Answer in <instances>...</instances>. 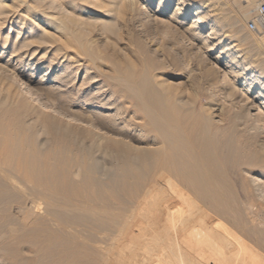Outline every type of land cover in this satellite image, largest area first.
Listing matches in <instances>:
<instances>
[{
    "label": "bare ground",
    "instance_id": "6f19581e",
    "mask_svg": "<svg viewBox=\"0 0 264 264\" xmlns=\"http://www.w3.org/2000/svg\"><path fill=\"white\" fill-rule=\"evenodd\" d=\"M177 1L151 0L209 59L221 18ZM145 2L0 0V28L16 14L28 29L0 35V264H145L153 250L156 264H264V71L245 63L264 33L247 41L244 31L258 1L232 2L227 26L245 48L223 42L200 63L208 103L168 83L143 37L128 48L126 23L144 27ZM88 6L112 21L74 15ZM44 65L43 77L58 71L34 81Z\"/></svg>",
    "mask_w": 264,
    "mask_h": 264
},
{
    "label": "rangeland",
    "instance_id": "374dc122",
    "mask_svg": "<svg viewBox=\"0 0 264 264\" xmlns=\"http://www.w3.org/2000/svg\"><path fill=\"white\" fill-rule=\"evenodd\" d=\"M26 1L29 2L28 5H32L33 6L35 4L36 0H26ZM193 1H194V4H193L194 7L193 8H195V7L199 6V5H201V8L202 7H207V9H203L204 12L209 13L210 16H215L216 15L217 17L221 18V22H222L221 23V33H222V36L223 35L224 36H223L222 39H218L216 37L215 38L216 40L215 39L213 40V44H216V46L212 47L213 49L209 53L210 57H209V59L207 58L208 60L206 58H203V56L201 54H202L203 51H207L209 49L204 48L201 45L200 41L194 42L195 44H193L192 41L189 39L190 37L183 32L184 29L180 28L174 21H172V20L170 21V19L167 16H165L163 14H160V13H157L155 11V8H154L153 3L151 2V0H146V2H145V14H144V19H145L144 23L145 24H144V27H141L140 23H138L137 20L133 21L132 24L131 23L128 24V22H127L126 23V27L128 26L127 27L128 35L126 37H128V39L130 40V42L128 43V45H130V47L128 46V48H130L132 52L135 50V46L137 45L136 40L139 41V39L143 37V39H140V40H144V46H145L148 58L152 62H154V64H156L157 66L158 65L159 66L160 65L161 66H166V65L168 66L167 67L168 68L167 73H165V75L168 76V81H169L168 83H170V85H174V86L176 84V88H178L179 91H182V90L184 91L185 90L186 92H184V94H183L185 98H187L186 95L189 93L188 94L189 98H192V99L195 98L196 101H201L202 103H208V102H210V99L205 94H203V92L198 91V90H201L200 88H201V85L203 83L202 81L199 80L201 78V76H202L201 75V65H200V63L202 62V60L203 61L206 60V62H209V60H210V63L211 62L213 63V61L215 60L216 56L219 55L220 53L224 52L223 49H225L224 48L225 46H224L223 42H225V43H227V42L229 43L230 42V43H232V45L234 44L233 45L234 47L237 46L239 49H244L245 48V44L248 43V42H242L239 39L233 38L232 34H231V29L227 26L228 17L232 13V11L233 12L237 11V8H236L235 4L232 3V2H234V0H221L220 1L221 3L218 2V1L215 2L214 0H193ZM256 1H258V0H256ZM176 2H178V1L177 0H172V3H176ZM226 3H227V5L231 6L230 8L232 10L231 9H227V10L225 9V7L223 5L226 4ZM43 6L41 5L42 8H43ZM94 9L95 8L93 6H88L86 9L83 8L81 11L76 9V10H74L75 11L74 15L76 17L81 18V19H86L88 16H90L91 18L99 17L102 21L104 20L106 22L112 21L111 17L113 16V12L110 11L109 14L104 13V11L106 12L108 10V8H104L105 10L104 9H100L99 11L95 10V11L99 12L98 14L95 13ZM18 11L20 12V13L18 12V16H21V17L25 16V13H24L23 9H18ZM57 11L58 10L48 11V12H51V13H49L50 15H52V14L54 15V12H56L55 16H57V14L59 12V11L58 12ZM37 12H38V10H36V13ZM214 13H217V14H214ZM87 14H88V16H87ZM251 15H252V13H250L249 18L247 17V19H246V21L244 23H246L251 18ZM16 16H17L16 14L13 15L8 20V22H6L5 25H3L0 28L1 38L6 36L7 34H9L10 40L13 41L15 39V37H16V32L17 31L18 32L21 31L22 33L20 32V35H19L20 36L19 40H20V38L23 36V34L26 33V31L28 30L27 26L24 25V24H26V21H24L23 26H20L21 25L20 23H16V22H19L18 21L19 18H16ZM191 16H193V15H191ZM34 20H36L35 22H37L36 24L38 25V29L41 32L44 31V32H47L48 34H52L53 33V32L50 33L51 32V30H49V26H51L50 24H47L46 22H44L41 19L38 20L37 18H34ZM165 20H167V21H165ZM124 21H127L125 19V17H124ZM135 22H137V23H135ZM47 25H48V27H47ZM173 25H175V26L177 25V26L175 27ZM245 25L246 24H244V31L246 33L247 41H249L251 38H256V36H258V35L249 33L247 31ZM22 27H24V28H22ZM134 27H136V29ZM42 29H44V30H42ZM142 30H143V33L141 32ZM178 33H180V34L178 35ZM205 33L207 34V30L204 31V35H206ZM53 36L56 38V40L59 39V42H62V40H60V37H58L59 34H55L54 33ZM60 36H62V34H60ZM252 36H255V37H252ZM235 41H237V44H236ZM1 42L2 41L0 40V53L1 52L4 53L5 50L1 51V46H2ZM107 43L109 45H113L115 43V41L112 38L109 37ZM122 43H125V42H122ZM37 47H40V46H37V45L33 44V49L34 48L37 49ZM200 47L202 48V50H201ZM100 48H101L100 51H101L102 55L110 54V53L106 52L107 51V47L100 46ZM247 51L250 52L251 50L249 51V49H247ZM259 51H262V52L260 53ZM263 52H264V46L256 47L254 52L251 51L249 53L248 58L246 59L245 63H247V62L248 63H253V65H256L258 67L257 68L258 71L259 70L260 71H264V55H263L264 53ZM42 53L43 52L38 53L37 56L39 57ZM47 55L51 57V54L49 52L47 53ZM134 55L128 54V58L132 62V64H135L134 66L136 68H140V66L143 64L141 62L142 60L136 59L134 57ZM129 56H132V57H129ZM36 57L35 58L34 57H32V58L25 57L24 58V64L26 66H28V67H31V65L38 58V57L37 58ZM70 58H72V60H73V58H75L73 53L72 54L70 53ZM134 61H135V63H134ZM26 62H27V64H26ZM82 63L84 64V62H82V61H80L78 63V65H81V66H79L80 69L76 72L77 73L76 74V78L77 79L75 81V84L77 85V87L81 84L80 82H82V79L84 77L83 74L85 73L84 72L85 69L83 68L84 69L83 70L81 68L82 67ZM173 63L175 65H173ZM78 65L74 64L72 66V68L75 67V66H78ZM104 67H106V66H104ZM18 68L21 69L22 74L26 75L25 77L28 76L27 75V74H29L28 72H24L23 68H21L20 66ZM172 68L175 71L171 70ZM44 69H45V65L41 66V68H39L38 70L34 71V74L32 76L34 81L38 80V79L40 81L41 78L46 80L47 78H49L50 75L53 74L54 70H55V72L58 71L57 68H52V70L49 71L48 74L45 77H43V75L45 73V72H43ZM105 70H106V68H105ZM154 71L157 72L158 69L154 70ZM158 74H160V71H158ZM161 80H162L161 78L158 79V81H161ZM198 82H200V83L198 84ZM216 87H218V89H216V91H214V93H216V94H214L216 97L213 96V100L215 99L214 101H217V102L220 101L218 103H224V102H222V101H224L223 100V94H221L223 92L221 90V89H223L222 88L223 85L217 84ZM218 90H221L220 91L221 93ZM144 226H145V223H144ZM146 227H144V232H145L144 233V237H143L144 243L148 242V240H149L148 237H149V234H150V231L148 232L149 234L147 233L146 229H148V228H146ZM145 235H147V236H145ZM145 237H147L148 239L145 240L146 239ZM153 251L154 252L151 251V253H148V254H146L147 253L146 252V253H144V255L151 256L152 254H154L151 257H155V259H157V257L155 256L156 251L155 250H153ZM148 256H144L148 260V261L146 259L144 260V262H146L145 264H149V263L156 264V260L151 258V257H148Z\"/></svg>",
    "mask_w": 264,
    "mask_h": 264
},
{
    "label": "built area",
    "instance_id": "2783aa9c",
    "mask_svg": "<svg viewBox=\"0 0 264 264\" xmlns=\"http://www.w3.org/2000/svg\"><path fill=\"white\" fill-rule=\"evenodd\" d=\"M246 29L255 35L264 33V0L256 3L251 18L246 22Z\"/></svg>",
    "mask_w": 264,
    "mask_h": 264
}]
</instances>
